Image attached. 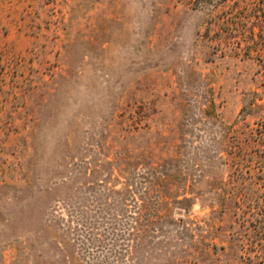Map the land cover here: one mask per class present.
<instances>
[{"label": "rangeland", "instance_id": "1", "mask_svg": "<svg viewBox=\"0 0 264 264\" xmlns=\"http://www.w3.org/2000/svg\"><path fill=\"white\" fill-rule=\"evenodd\" d=\"M0 264H264V0H0Z\"/></svg>", "mask_w": 264, "mask_h": 264}, {"label": "trees", "instance_id": "2", "mask_svg": "<svg viewBox=\"0 0 264 264\" xmlns=\"http://www.w3.org/2000/svg\"><path fill=\"white\" fill-rule=\"evenodd\" d=\"M235 31V30H234ZM231 33H232V31H231Z\"/></svg>", "mask_w": 264, "mask_h": 264}]
</instances>
